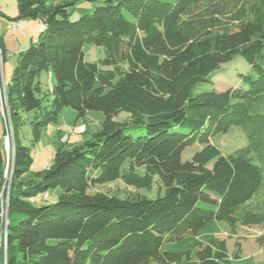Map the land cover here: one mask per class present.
Instances as JSON below:
<instances>
[{"label":"trees","instance_id":"trees-1","mask_svg":"<svg viewBox=\"0 0 264 264\" xmlns=\"http://www.w3.org/2000/svg\"><path fill=\"white\" fill-rule=\"evenodd\" d=\"M79 1L100 5L72 21L67 8ZM15 4L16 19L38 22L41 32L5 84L13 136L27 121L36 141L64 109L104 120L89 141L57 150L28 180L29 151L13 140L0 264H193L190 250H162L185 238L194 239V263L231 264L224 240L195 238L210 221L231 235L264 222V0ZM86 44L103 57L86 61ZM236 57L248 66L236 87L193 94ZM232 127L246 145L222 155L211 138ZM194 144L200 150L182 161ZM4 160L0 139V188ZM115 183L157 194L93 190ZM55 190L53 203H30ZM259 245L264 254V237Z\"/></svg>","mask_w":264,"mask_h":264},{"label":"rangeland","instance_id":"rangeland-1","mask_svg":"<svg viewBox=\"0 0 264 264\" xmlns=\"http://www.w3.org/2000/svg\"><path fill=\"white\" fill-rule=\"evenodd\" d=\"M71 1L72 0H46V3L64 4ZM98 5H100L99 2H76L67 8L69 19L76 21L82 16L90 15L93 12V8ZM16 16L17 10L15 0H0V41L5 50L3 62V55L0 47V100L2 102L0 117L3 121L2 115L5 114L4 125H8L10 131V147L8 148V154L6 156L7 167L6 169L4 168V181H7V186L5 187L6 193H4L3 197L0 199V209L1 207L4 209L5 205V209L7 208L6 202L13 174V140H15L20 146L26 147L29 151L30 165L24 175L27 179L33 177L35 173L44 172L46 166L52 162L57 150L61 149L69 151L71 148L81 146L89 141L92 134L100 128V125L104 120L103 114L99 112H87L84 116L78 117L74 110L64 109L57 114L52 122L47 123L44 128H42L39 138L36 141H33L32 139L31 127L28 125L27 121H24L25 123H23V125H18L17 128L14 129L13 136L12 126L7 114L5 84L9 82L11 72L16 66L18 54L27 49L30 42H37L41 32L38 22L27 19H16ZM12 22L15 23V28L11 27ZM84 52L86 61L88 62H97L103 57L102 49L91 44L84 45ZM247 71V64L241 58L236 57L231 62L221 65L219 69L211 73L208 82L197 85L193 90V94L211 90L222 92L230 87H236L240 81V76ZM51 80L53 81V77ZM29 116H33V113H30ZM124 117L125 114H121L119 119H123ZM24 118V116H21L22 120H24ZM211 143L221 151L222 155H229L235 150L244 147L246 145V138L240 129L232 127L227 133L212 137ZM200 148L201 146L197 144L186 148L181 154L182 161L189 160L195 152L200 150ZM3 151L5 156L4 143ZM138 173L142 174L143 170H138ZM263 188L264 187L262 186V189ZM101 189H104L105 191L126 190L145 195L148 198H153L157 194L155 187L150 192H147L145 190H136L134 188H124L121 183L110 184L103 188H95L93 190ZM57 195V190L50 192L43 198L38 195L31 198L30 203L33 206L53 203L56 200ZM43 199H45V201ZM1 216L3 218L2 224H5L4 227L6 228L8 221V208L6 214ZM11 218L15 219L16 215H12ZM5 228H2V230L0 229V237H2L3 241L5 240ZM212 237L225 241L227 255L231 264H264V254L259 245V240L264 237V222L260 225L251 227L239 226L236 228L235 234L231 235L229 228L225 224L210 221L200 230L195 240L203 244H208ZM193 240V238H185L181 242H166L164 243L162 250L165 252L190 250L191 261L193 264H196L194 263L195 255L192 248ZM236 244L239 245L238 258H235V254L237 253Z\"/></svg>","mask_w":264,"mask_h":264},{"label":"built area","instance_id":"built-area-1","mask_svg":"<svg viewBox=\"0 0 264 264\" xmlns=\"http://www.w3.org/2000/svg\"><path fill=\"white\" fill-rule=\"evenodd\" d=\"M11 27L12 28H15V23L12 22L11 23ZM1 94V93H0ZM0 99H1V95H0ZM0 105H1V110H2V102L0 100ZM4 115H2V118H3V121H2V124H3V129H4V134H3V143H4V146H5V164H4V168L6 169L7 167V163H6V156L8 154V148L10 147V144H9V128H8V125H4ZM7 186V181H4L1 188H0V199L3 197V194L5 193L4 190H5V187ZM0 215H1V210H0ZM5 224H2V227L1 228H5L4 227Z\"/></svg>","mask_w":264,"mask_h":264},{"label":"bare ground","instance_id":"bare-ground-1","mask_svg":"<svg viewBox=\"0 0 264 264\" xmlns=\"http://www.w3.org/2000/svg\"><path fill=\"white\" fill-rule=\"evenodd\" d=\"M7 203V202H6ZM5 207H6V205L4 206V209H2L3 207H1V215H5L6 214V210H7V208L5 209ZM0 215V229L2 230V222H3V218H2V216Z\"/></svg>","mask_w":264,"mask_h":264},{"label":"crops","instance_id":"crops-1","mask_svg":"<svg viewBox=\"0 0 264 264\" xmlns=\"http://www.w3.org/2000/svg\"><path fill=\"white\" fill-rule=\"evenodd\" d=\"M3 134H4V129H3V124L2 123H0V139H2V142H3ZM46 168H47V166H46ZM26 176H23V179H25V180H28V179H30V178H25Z\"/></svg>","mask_w":264,"mask_h":264}]
</instances>
